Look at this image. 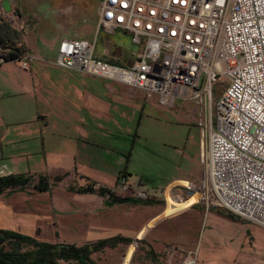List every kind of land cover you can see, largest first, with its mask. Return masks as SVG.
I'll return each mask as SVG.
<instances>
[{
	"label": "crops",
	"instance_id": "crops-1",
	"mask_svg": "<svg viewBox=\"0 0 264 264\" xmlns=\"http://www.w3.org/2000/svg\"><path fill=\"white\" fill-rule=\"evenodd\" d=\"M31 11L27 0H0V16L22 30L27 49L25 68L20 66V60L0 64V174H42L48 177L49 188L35 191L26 187L0 194V220L3 221L0 229L22 234L18 220L39 215L36 233L41 242L83 245L115 236L131 241L137 237L147 242L157 238L166 240L165 226L172 223L169 222L172 218L195 207V197L175 201L167 187L165 206L152 198L157 196L161 200L162 190L169 182V186L199 182L202 171L173 177L160 188L147 187L141 178H134L130 165L146 102L140 111L138 104L131 113L117 110L115 106L113 109L107 96L98 90L101 85L94 78L101 77L56 66L57 48L66 36L41 25L39 16ZM82 22L87 26L80 28L79 35L70 34L68 38L87 39L92 35L100 41L102 49L121 48L104 32L96 37L97 9ZM29 25L33 29L26 34ZM39 39L49 45V54L37 46L31 50L30 43H38ZM119 84L128 88L127 94L139 91L145 99L142 90ZM120 176L131 189L149 195L150 202L122 195ZM91 182L133 200L112 202L108 194L76 190ZM172 204L188 207L178 210L180 207L174 208ZM187 220L192 223V219ZM186 226L190 230L182 231L177 241L196 249L197 230L192 225ZM192 231L194 236L188 234ZM107 248L110 247L104 249ZM127 255L128 250L121 264L128 263ZM247 261V264H264L257 257L253 262Z\"/></svg>",
	"mask_w": 264,
	"mask_h": 264
},
{
	"label": "built area",
	"instance_id": "built-area-1",
	"mask_svg": "<svg viewBox=\"0 0 264 264\" xmlns=\"http://www.w3.org/2000/svg\"><path fill=\"white\" fill-rule=\"evenodd\" d=\"M116 30L134 47L124 55H95L96 38H63L54 64L156 93L165 106L193 101L207 139L201 179L169 182V196L264 227V0H99L96 37ZM118 183L124 196H148Z\"/></svg>",
	"mask_w": 264,
	"mask_h": 264
},
{
	"label": "rangeland",
	"instance_id": "rangeland-1",
	"mask_svg": "<svg viewBox=\"0 0 264 264\" xmlns=\"http://www.w3.org/2000/svg\"><path fill=\"white\" fill-rule=\"evenodd\" d=\"M54 1L55 3L50 0H27L32 10L31 14L43 18V21H50L61 5L66 6V12H74L81 20L85 16L92 15L99 2V0ZM87 19L89 20V17ZM29 23L32 24V20ZM86 26L87 24L83 22L74 23L63 34L66 38L70 37V34L71 36L79 35L78 32L82 31L80 28ZM32 29L33 26H26L25 33ZM108 35L114 44L121 47H107L109 54L116 51L119 55H124V50L134 48L128 36L119 30ZM87 39L93 40L94 37L88 35ZM30 44L31 50H34L33 46H37L44 53H50L49 45L43 44L40 39L38 43ZM101 51L102 44L96 40L95 55H101ZM94 79L101 85L98 88L100 94L107 96L108 104L109 106L112 104L113 109L117 107V110L131 113L132 108H137L138 104L140 111V106L146 102L144 114L137 129L139 136L135 138L130 165L134 178H141L147 187L160 188L173 177L190 171L201 173L202 160L206 156L207 139L203 140L201 137L199 114L193 101L177 100L174 106H165L159 103L156 93L146 94L144 99L139 91L137 94H134V91L127 94L128 88L113 80ZM165 189L162 190L161 200L157 196L152 198L164 206L166 204ZM146 199H150L149 195ZM172 205L174 208L179 206L178 210L188 207L185 204ZM193 205L195 207L181 216L172 218L169 221L172 223L165 226L166 240L157 238L147 242L146 239L137 237L128 244H117L115 247L93 253L92 258L96 264H121L128 250V263L125 262V264H155L145 255L146 249L151 247L157 253L160 264H183L189 260H192L193 264H247V260L250 259L253 262L255 257L264 260V227L237 215H235L237 218H230L227 215L231 212L223 208L215 206L206 208L203 202H194ZM187 219H192V223L190 224ZM0 222L3 221L0 220ZM18 223L22 225V234L39 241V234L36 233L39 215H32L25 220L19 219ZM185 223L197 230L196 249L192 245L177 241L182 231L190 230ZM155 228L153 226L151 230L154 231ZM188 234L194 236L193 231Z\"/></svg>",
	"mask_w": 264,
	"mask_h": 264
},
{
	"label": "trees",
	"instance_id": "trees-1",
	"mask_svg": "<svg viewBox=\"0 0 264 264\" xmlns=\"http://www.w3.org/2000/svg\"><path fill=\"white\" fill-rule=\"evenodd\" d=\"M27 52L23 41L22 30L14 27L8 19L0 16V56L5 61L20 60ZM111 63H121L108 58ZM56 177L55 179H59ZM31 187L35 191L49 188V179L42 174H2L0 175V194L10 190H22ZM77 191H96L101 195L108 194L112 202H121L126 197L115 195L106 187L94 189L92 182L76 188ZM137 200V199H136ZM149 203V199L137 200ZM230 218H237L228 213ZM131 240L115 236L94 243L75 245L68 243H48L36 241L24 234L0 229V264H96L91 258L93 252L102 251L105 247H115L119 243L128 244ZM145 255L158 262L157 254L148 248Z\"/></svg>",
	"mask_w": 264,
	"mask_h": 264
},
{
	"label": "flooded vegetation",
	"instance_id": "flooded-vegetation-1",
	"mask_svg": "<svg viewBox=\"0 0 264 264\" xmlns=\"http://www.w3.org/2000/svg\"><path fill=\"white\" fill-rule=\"evenodd\" d=\"M50 1L52 3H55L54 0ZM65 8L66 6L64 5L59 6L58 10H56L54 15H52V19L50 21H43V18L39 17V23L51 30L63 33L67 31L74 23L82 22L83 18L80 20V18L76 17V14L74 12H66ZM155 264H160V262H155Z\"/></svg>",
	"mask_w": 264,
	"mask_h": 264
},
{
	"label": "water",
	"instance_id": "water-1",
	"mask_svg": "<svg viewBox=\"0 0 264 264\" xmlns=\"http://www.w3.org/2000/svg\"><path fill=\"white\" fill-rule=\"evenodd\" d=\"M133 199L132 198H130V197H126V198H124L121 202H127V201H132Z\"/></svg>",
	"mask_w": 264,
	"mask_h": 264
}]
</instances>
